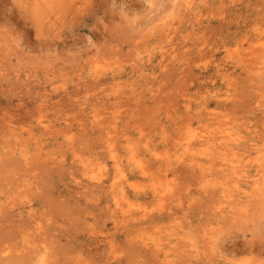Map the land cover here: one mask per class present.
Segmentation results:
<instances>
[{
	"label": "rangeland",
	"instance_id": "obj_1",
	"mask_svg": "<svg viewBox=\"0 0 264 264\" xmlns=\"http://www.w3.org/2000/svg\"><path fill=\"white\" fill-rule=\"evenodd\" d=\"M0 264H264V0H0Z\"/></svg>",
	"mask_w": 264,
	"mask_h": 264
},
{
	"label": "bare ground",
	"instance_id": "obj_2",
	"mask_svg": "<svg viewBox=\"0 0 264 264\" xmlns=\"http://www.w3.org/2000/svg\"><path fill=\"white\" fill-rule=\"evenodd\" d=\"M244 154H245V153H244ZM11 166H12V165H11ZM216 201H217V200H216ZM216 209H217V208H216ZM11 219H12V218H11ZM20 222H21V221H20ZM20 224H21V223H20ZM4 226H5V225H4ZM16 226H17V225H16ZM24 246H25V245H24ZM260 247H261V246H260ZM258 248H259V247H258ZM20 249H21V248H20ZM217 249H218V248H217ZM239 249H240V248H239ZM250 249H251V248H250ZM137 250H138V249H137ZM137 250H136V251H137ZM139 250H140V249H139ZM219 250H220V249H219ZM229 251H230V250H229ZM229 251H228V252H229ZM240 251H241V249H240ZM246 251H247V250H246ZM241 252H242V251H241ZM3 253H4V252H3ZM35 253H36V252H35ZM234 254H235V253H234ZM38 256H39V255H38ZM225 257H226V256H225ZM229 259H230V258H229ZM9 263H10V262H9ZM39 263H40V262H39Z\"/></svg>",
	"mask_w": 264,
	"mask_h": 264
}]
</instances>
